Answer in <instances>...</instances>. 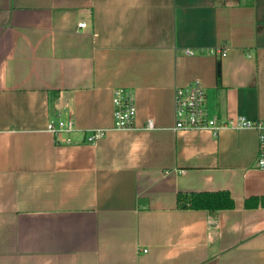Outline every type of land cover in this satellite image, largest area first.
Listing matches in <instances>:
<instances>
[{"label":"crops","instance_id":"obj_1","mask_svg":"<svg viewBox=\"0 0 264 264\" xmlns=\"http://www.w3.org/2000/svg\"><path fill=\"white\" fill-rule=\"evenodd\" d=\"M198 80L210 117L264 122V0H0V264H264L257 131L174 130ZM218 191L234 209L177 205Z\"/></svg>","mask_w":264,"mask_h":264},{"label":"built area","instance_id":"obj_2","mask_svg":"<svg viewBox=\"0 0 264 264\" xmlns=\"http://www.w3.org/2000/svg\"><path fill=\"white\" fill-rule=\"evenodd\" d=\"M79 28L85 29L87 23H81ZM188 55L193 56L194 52L186 50ZM228 53L227 48H217L210 51L211 56L225 57ZM175 127L177 132L189 130L206 131L216 136L222 129H233L237 131L252 129L257 131L258 140V158L257 168L264 171V122L261 120H251L244 116L232 117L227 121L219 120L217 117H210L206 107L207 92L205 86L200 80L192 81L176 87L175 90ZM114 106V129L120 131H132L135 129V121L138 110L132 92L126 88H119L113 92ZM148 129L154 127L153 122L149 121ZM47 131L53 135L60 133H72L74 130L73 118L64 120L61 117L58 120L47 123ZM106 130L97 129L88 135L87 143L94 144L96 141L104 138ZM70 143V140H68Z\"/></svg>","mask_w":264,"mask_h":264},{"label":"trees","instance_id":"obj_3","mask_svg":"<svg viewBox=\"0 0 264 264\" xmlns=\"http://www.w3.org/2000/svg\"><path fill=\"white\" fill-rule=\"evenodd\" d=\"M218 82L221 80L220 66L217 68ZM177 205L182 209H192L196 211H213L234 209L236 203L234 202L230 192H192L180 193L177 197ZM264 205V202H263Z\"/></svg>","mask_w":264,"mask_h":264}]
</instances>
